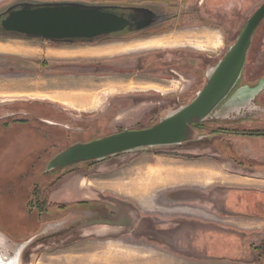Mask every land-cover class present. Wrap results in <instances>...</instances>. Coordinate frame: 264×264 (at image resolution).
<instances>
[{"label":"rangeland","instance_id":"rangeland-1","mask_svg":"<svg viewBox=\"0 0 264 264\" xmlns=\"http://www.w3.org/2000/svg\"><path fill=\"white\" fill-rule=\"evenodd\" d=\"M66 2L100 6L105 11L149 8L163 22L155 29L157 31L134 34L129 31H140L149 24L143 18L137 22L130 19L129 24L120 31L91 40L74 39L76 43L70 45L59 43L62 40L29 38L6 30L9 33H0V41H6L9 45L6 54L0 53V115H6L2 116L4 119L0 116V134H3L0 137V181L5 179L0 183V231L16 241L38 234L24 249L19 264H62L63 261H66L65 264H77L75 261L79 258L92 259L99 255V245L107 242L103 239L99 241L96 237L107 239L116 236L124 239L125 243V238H145L142 233L144 229H141L143 225H125L133 202L124 194H111L110 190L105 189L98 195V200H87L79 208L74 207L86 208L84 215L72 211L70 205L60 206L49 201L52 188H56L61 178L66 176H59L64 170L71 176L80 169L86 171V176L91 179L94 174L98 178H107L110 172L102 175L97 172L94 165L99 162H82L76 167L43 175L44 167L66 142L81 144L127 129L149 128L186 105L204 85L211 71L209 66L214 68L217 65L224 51L242 31L247 19L264 0H0V14L7 16L10 8L19 9L21 3ZM196 8L206 19L210 16L209 20L203 21L187 13ZM184 12L188 15L182 17ZM127 27L129 31H126ZM96 38L102 40L94 42ZM212 39L222 40V53L216 54L212 47L209 48L207 41ZM141 41L154 43L100 57L55 56L58 55L56 50L61 49L127 45ZM252 45L245 71L246 75L251 73V76H245L244 81L252 77L256 69L264 66V21ZM154 46L157 48L150 49ZM205 55L213 57L208 65L200 61ZM116 82L119 87H115ZM147 82L158 85L138 87ZM242 82L241 79L239 83ZM79 93L90 98L82 107L76 97ZM72 98L76 101H72ZM18 100L25 101L18 104L21 103ZM33 100L42 104L38 103L33 108L28 103ZM30 106V117L8 113L9 110L18 111ZM54 110L68 115L60 116L57 120H64L67 124L76 123V127L88 132L80 136H68L63 134L61 128H45L37 121L41 114L52 113L53 116ZM13 121L23 123L10 125ZM211 123L208 120L202 122L204 130H200L197 135L194 133L191 140L179 146L155 147L147 151L179 156V152L183 151L205 150L213 142L212 130L217 128L216 124ZM7 125L14 130V134L3 128ZM257 126H264V123L258 122ZM45 133L49 134L43 137ZM255 138L257 140L254 141L263 147L264 134L256 135ZM241 139L244 137L241 136ZM112 168L108 167V170ZM24 173H27L26 178L20 180L19 177ZM92 189L89 195L95 196V187ZM135 210L140 211L139 208ZM90 212H93L92 215ZM65 221L69 222L64 224ZM112 223L114 225H99ZM111 228L121 232L99 234V231L105 232ZM5 242L2 253L4 249L12 252L14 246L6 239Z\"/></svg>","mask_w":264,"mask_h":264},{"label":"crops","instance_id":"crops-1","mask_svg":"<svg viewBox=\"0 0 264 264\" xmlns=\"http://www.w3.org/2000/svg\"><path fill=\"white\" fill-rule=\"evenodd\" d=\"M143 42L61 49L56 50L58 55L55 56L100 57L131 51L133 46ZM207 42L216 54L223 52L221 39L220 42L215 39ZM7 46L6 41H0V53L6 54ZM64 54L68 56L64 57ZM152 85L158 83L147 82L138 87ZM115 87H119L118 82ZM72 101L75 100L72 98ZM245 105H241V111L217 112L213 117L216 120L218 116L223 117V122L230 127L237 123L241 129L264 130V126H257L258 122L264 123V95L249 101L248 107ZM246 108L254 110L247 111ZM254 136L232 132L214 134L211 137L213 142L205 150L183 151L179 156L154 154L147 149L118 154L94 165L101 175L110 172L107 178H98L94 174L91 179L86 176V171L80 169L72 176L66 174L60 184L52 188L49 195L51 203L70 205L72 211L84 215L86 208L74 207L79 208L87 200H98V195L105 189L111 194H124L133 202L125 225H143L141 229H144L142 233L145 236L125 238L127 243L116 236L107 239L96 237L107 242L99 245V255L94 256L92 262L91 258H79L75 262L264 264V146L254 141L257 140ZM108 167L114 168L108 170ZM93 186L96 195L90 196ZM137 208L139 212L135 210ZM66 222L69 221L64 224ZM112 228L99 231V234L121 232Z\"/></svg>","mask_w":264,"mask_h":264},{"label":"water","instance_id":"water-1","mask_svg":"<svg viewBox=\"0 0 264 264\" xmlns=\"http://www.w3.org/2000/svg\"><path fill=\"white\" fill-rule=\"evenodd\" d=\"M100 6L78 3H21L1 21L6 31L44 40L87 39L122 30L129 21L102 10ZM264 18V2L248 18L243 30L228 47L222 59L210 71L202 88L178 110L168 114L155 125L141 130H123L87 143L77 144L56 155L46 167L47 171L72 164L100 161L106 157L137 150L165 146H179L193 138L191 126L208 117L226 99L238 82L245 65L246 53L254 30ZM264 88V77L252 86H242L231 95L230 101L243 103L253 100ZM6 117V115H5ZM3 118V117H2ZM41 234V233H39ZM38 234L16 241L0 231V264H19L24 249ZM5 239L14 249L4 248ZM10 252V253H9Z\"/></svg>","mask_w":264,"mask_h":264},{"label":"flooded vegetation","instance_id":"flooded-vegetation-1","mask_svg":"<svg viewBox=\"0 0 264 264\" xmlns=\"http://www.w3.org/2000/svg\"><path fill=\"white\" fill-rule=\"evenodd\" d=\"M199 5H200V3H199ZM110 12H112V13H114V14H116L117 16H121V17H123V18H125V19H127V20H129L130 21V19H132L133 21H135V22H137V21H140V19H144L143 21L144 22H146L147 24H149L146 28H144V29H142V30H140V31H135L134 29L133 30H131V31H129L130 30V28H128L127 27V29H126V31H129L130 33H134V34H136V33H139V32H143V33H145V32H147V31H150V30H152L153 32H154V30L155 29H158V26H161V23L163 22V20H161L160 18H158L157 17V15H155L152 11H151V9H149V8H144V9H140V10H133V9H131V10H129V9H127V10H119V11H117V10H113V11H110ZM188 14H190V15H194L195 16V18H197V17H199L200 18V20H203V21H206V20H209L208 18H210V16L209 17H207V19H206V17H204V16H202V14L200 13V11H198L197 10V8H196V10H194L193 11V9L192 10H190V12H187ZM187 13H183V15H182V17L183 16H186V15H188ZM253 14V13H252ZM251 14V15H252ZM6 17V14H4V13H2V14H0V33H1V35H4L5 33H9V32H5L4 31V29L2 28V26H1V21ZM264 19V18H263ZM262 19V20H263ZM248 20V19H247ZM261 20V21H262ZM156 22H158V23H156ZM165 22V21H164ZM247 22V21H246ZM260 24V23H259ZM258 27V26H257ZM256 27V28H257ZM132 28H133V26H132ZM244 28V27H243ZM201 29V28H200ZM205 29H208V28H205ZM243 30V29H242ZM155 31H157V30H155ZM255 31V30H254ZM160 33V32H159ZM241 33V32H240ZM254 33V32H253ZM98 38H96V39H94L93 41L94 42H99L100 40H102V38L100 39H98ZM252 39V38H251ZM74 42H72L71 41V43H70V41H67V40H62L61 42H59V43H62V44H67V45H70V44H75L76 43V41L77 40H73ZM82 41H85V39H83ZM150 43H154L153 41H146V43L145 42H143V43H140V44H138V45H135V46H139V45H143V44H150ZM135 46H133V47H135ZM250 47V46H249ZM153 48H157V47H151L150 49H153ZM149 49V48H148ZM249 49V48H248ZM225 52H226V50L224 51V53H223V55L225 54ZM223 55H222V57H223ZM249 56V54H248V51H247V53H246V59H247V57ZM222 57H221V59H222ZM181 58V57H180ZM212 56H208V55H205L204 56V59H201L200 61L201 62H205L207 65L208 64H210V62H209V60H212ZM245 64H246V60H245ZM206 65V66H207ZM210 68H211V70L213 69V67H211V65L209 66ZM208 68V67H207ZM244 69H245V65H244V68H243V70H242V73H241V76H240V78H239V80H238V82L236 83V85H235V87L233 88V90L229 93V95L226 97V99L224 100V101H222L219 105H218V107L208 116V121H210V122H212L211 124L212 125H215L217 128H223L224 130H216L215 128L212 130V135H214V134H222V133H227V132H232V133H241V127H239L240 125L239 124H237V123H235V125H233L232 127H230L229 125H222V124H227V123H224L223 121V117H221V116H218L217 117V120H216V118H214L213 116L214 115H216L217 114V112L219 113H228L229 111H238V110H240L241 111V105H245V104H247V105H245L244 107H248L249 106V101L250 100H246L245 102H243V103H237V102H234V101H230L228 104H227V106H225V103L228 101V99L231 97V95L236 91V89H238V88H240V87H242V86H252V85H254V84H256L261 78H263L264 77V75L260 78V79H258V80H256V81H254V82H252V81H244L245 79H243L244 78ZM208 76V75H207ZM207 76H206V78H207ZM243 80V82H242V84H240L239 83V81L240 80ZM239 84V85H238ZM202 88V87H201ZM263 92H264V88H263V90L257 95V96H263ZM21 102V103H18V104H22V102L23 101H25V100H18V102ZM28 102V101H27ZM29 104H31V106L33 107V108H36V106L38 105V103H39V105L40 104H42V103H40L38 100H33V101H29L28 102ZM17 104V103H16ZM33 104H35L34 106H33ZM252 104V103H251ZM31 106H30V108H26V109H17L18 111H11V110H9L8 111V113H13V114H15V115H24V116H31L32 115V108H31ZM62 111H56V110H54L53 111V116H52V113H45V114H41V115H39L38 117H37V121L40 123V124H43L44 125V127L45 128H47V127H58V128H61L62 130H63V134L64 135H70V134H72V135H76V136H80V135H83V134H85V133H87L88 131H85L83 128H81V127H76V123H71V124H67L66 123V121H61V119H59V120H57L56 118H60V116H64V117H67L68 115L66 114V113H64V112H62ZM7 112H6V114H8ZM63 114V115H62ZM5 114H1L0 116L2 117V116H4ZM11 115V114H10ZM219 115V114H218ZM80 117H83V115H79ZM5 117H3V119H4ZM23 122H17V121H13V123H10V125H17V124H22ZM194 124V123H193ZM192 124V125H193ZM9 125V126H10ZM218 125V126H217ZM4 129H8V132H10V133H12V132H14V130L11 128H9L8 127V125L6 126V127H3ZM197 130H199V129H197ZM46 132V131H45ZM47 134H49V133H45L44 135H43V137H45ZM100 139V138H99ZM96 140V139H95ZM90 142V141H89ZM54 143V142H53ZM69 142H66V144H64V145H61L60 146V148L59 149H61L57 154H55L54 155V157L56 156V155H58V154H60L61 152H63V151H65V150H67L68 148H71L72 146H74V145H77L78 143L76 142V143H73V144H68ZM85 143H87V142H85ZM80 144V143H79ZM82 144V143H81ZM53 157V158H54ZM53 158H51V159H53ZM50 159V160H51ZM105 159H108V157H106ZM49 160V161H50ZM104 160V159H103ZM103 160H100V161H103ZM48 161V162H49ZM100 161H88L87 163H89V162H93V163H95V162H100ZM48 162H47V164H48ZM79 163H82V162H79ZM47 164H46V166H45V169H46V167H47ZM78 163H76V164H72V165H70V166H75L76 167V165H77ZM70 166H67V167H64V168H61V169H54V170H56V172H57V170L58 171H60V170H62V169H65V168H69ZM74 167V168H75ZM72 168V167H71ZM70 169V168H69ZM66 171L64 170V171H62V174L60 173V175L59 176H61L62 175V177L64 176V175H66V174H68L67 172L65 173ZM26 176H27V173H24V175H21L20 177H24V178H26ZM62 179V178H61ZM20 180H24V179H20ZM63 218V217H62ZM44 226V225H43ZM42 226V227H43ZM42 227L39 229V231L42 229Z\"/></svg>","mask_w":264,"mask_h":264},{"label":"trees","instance_id":"trees-1","mask_svg":"<svg viewBox=\"0 0 264 264\" xmlns=\"http://www.w3.org/2000/svg\"><path fill=\"white\" fill-rule=\"evenodd\" d=\"M263 21H264V19L260 22V24H259L258 27L255 29V31H254V33H253V35H252V39H251V43H250V47H249V49H248V54H249V52H250L251 47L253 46L252 44H253L254 39L258 36L259 29H260L261 24L263 23ZM248 58H249V56H248L247 59H246V64H245V69H244V77H245V76H251V73H250V75H248V73H247V75H246V73H245L246 68H247ZM196 73H197V72H196ZM263 75H264V66H263V68H258V69H256L254 75H253L252 77H250L249 79H247V81H252V82H254V81L260 79ZM245 80H246V78H245ZM207 120H208V117H206L205 119H203V120H201V121H199V122H195V123L191 126V129L193 130V132L195 133V135H197V133H199L200 130H204V129L202 128V125H201V124H202V122L207 121ZM197 129H199V130H197ZM216 130L218 131V130H224V129H223V128H217ZM241 133H242V134H248V135H260L261 133L264 134V130L251 129V128H245V127H243V128L241 129ZM52 158H53V157H52ZM47 162H48V161H47ZM92 163H93V162H92ZM71 167H72V166H71ZM71 167H69V168H71ZM62 170H64V169H62ZM55 171H56V170H50V171H47V170L45 169V167H44L43 175H45V174H47V173H51V172L54 173ZM61 173H62V172H61Z\"/></svg>","mask_w":264,"mask_h":264},{"label":"bare ground","instance_id":"bare-ground-1","mask_svg":"<svg viewBox=\"0 0 264 264\" xmlns=\"http://www.w3.org/2000/svg\"><path fill=\"white\" fill-rule=\"evenodd\" d=\"M77 96V99L79 100V101H81V103H82V105H80L81 107L83 106V105H85V103L86 102H89V100H90V98H89V96L88 95H85V94H81V93H79V94H76ZM76 97L74 98V99H76ZM76 101V100H75ZM79 103V102H78ZM79 106V107H80ZM92 260V259H91ZM80 261V260H79ZM92 262V261H91Z\"/></svg>","mask_w":264,"mask_h":264}]
</instances>
